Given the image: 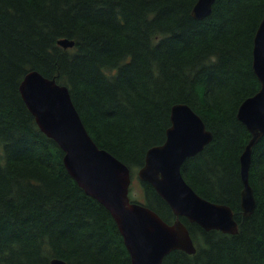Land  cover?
<instances>
[{
    "label": "trees",
    "instance_id": "16d2710c",
    "mask_svg": "<svg viewBox=\"0 0 264 264\" xmlns=\"http://www.w3.org/2000/svg\"><path fill=\"white\" fill-rule=\"evenodd\" d=\"M197 1L0 0V264H132L111 213L72 177L26 105L20 84L30 71L68 86L94 141L139 181L143 197L131 189V199L168 223L174 212L137 171L164 143L172 107L188 104L213 139L182 173L199 195L233 208L239 232L181 217L197 251L174 250L163 264H264V136L246 217L240 156L251 134L237 117L260 89L253 46L264 0H216L203 20L192 15Z\"/></svg>",
    "mask_w": 264,
    "mask_h": 264
},
{
    "label": "water",
    "instance_id": "95a60500",
    "mask_svg": "<svg viewBox=\"0 0 264 264\" xmlns=\"http://www.w3.org/2000/svg\"><path fill=\"white\" fill-rule=\"evenodd\" d=\"M216 0H198L192 15L198 20L208 17ZM65 48L74 41L59 40ZM253 69L260 89L240 105L237 117L247 127L251 138L240 156L243 182L241 208L249 217L256 208V197L250 183L253 149L264 136V15L254 38ZM20 92L34 115L39 128L64 151V163L84 191L103 204L116 221L130 253L132 264H163L174 250L188 254L197 251L185 217L206 230L237 234L239 223L227 204L217 203L199 195L182 173L184 162L213 139L203 118L186 103L171 109V125L164 143L152 146L137 176L149 182L167 202L176 219L166 222L147 205L131 201L129 190L132 173L129 166L109 151L100 148L88 132L67 85L58 83L38 71L27 73ZM50 264H68L54 258Z\"/></svg>",
    "mask_w": 264,
    "mask_h": 264
},
{
    "label": "rangeland",
    "instance_id": "374dc122",
    "mask_svg": "<svg viewBox=\"0 0 264 264\" xmlns=\"http://www.w3.org/2000/svg\"><path fill=\"white\" fill-rule=\"evenodd\" d=\"M131 189H133L132 195H137L140 198L143 197V194L140 191V183L136 178H133L130 185V193Z\"/></svg>",
    "mask_w": 264,
    "mask_h": 264
},
{
    "label": "flooded vegetation",
    "instance_id": "af4514ba",
    "mask_svg": "<svg viewBox=\"0 0 264 264\" xmlns=\"http://www.w3.org/2000/svg\"><path fill=\"white\" fill-rule=\"evenodd\" d=\"M175 221V220H174Z\"/></svg>",
    "mask_w": 264,
    "mask_h": 264
}]
</instances>
